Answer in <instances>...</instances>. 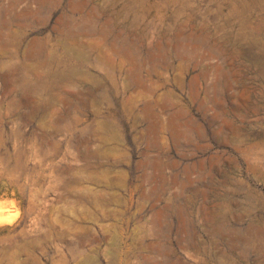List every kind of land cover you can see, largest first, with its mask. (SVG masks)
Returning a JSON list of instances; mask_svg holds the SVG:
<instances>
[{"label":"rangeland","instance_id":"obj_1","mask_svg":"<svg viewBox=\"0 0 264 264\" xmlns=\"http://www.w3.org/2000/svg\"><path fill=\"white\" fill-rule=\"evenodd\" d=\"M0 264H264V0H0Z\"/></svg>","mask_w":264,"mask_h":264}]
</instances>
